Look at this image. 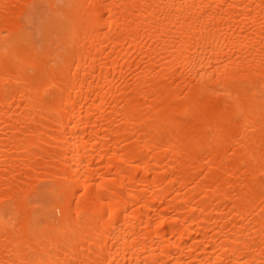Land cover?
<instances>
[{"label": "bare ground", "instance_id": "1", "mask_svg": "<svg viewBox=\"0 0 264 264\" xmlns=\"http://www.w3.org/2000/svg\"><path fill=\"white\" fill-rule=\"evenodd\" d=\"M0 264H264V0H0Z\"/></svg>", "mask_w": 264, "mask_h": 264}]
</instances>
